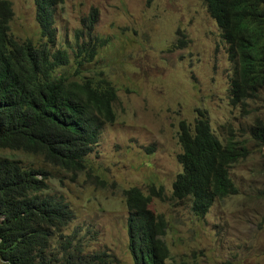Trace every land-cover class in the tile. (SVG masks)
Here are the masks:
<instances>
[{
  "label": "rangeland",
  "instance_id": "obj_1",
  "mask_svg": "<svg viewBox=\"0 0 264 264\" xmlns=\"http://www.w3.org/2000/svg\"><path fill=\"white\" fill-rule=\"evenodd\" d=\"M9 1L14 36L38 41L34 1ZM93 8L95 34L108 41L93 62L79 67L71 47ZM55 25L57 47L71 53L60 71L74 78L77 68L86 76L103 72L118 90L116 119L103 126L85 172L74 175L40 156L0 148V156L50 171L46 193L63 197L74 214L63 233L87 254L109 253V264H134L124 190L137 186L148 194L154 185L156 191L162 187V196L150 208L168 222L169 262L264 264V144L250 141L249 134L256 119L264 120V90L258 102L231 104L236 64L205 2L65 0L56 7ZM180 39L187 41L183 48L175 47ZM198 109L207 111L219 138L250 141L249 155L230 169L239 193L216 200L202 217L190 198L173 197V183L183 171L181 122L192 125Z\"/></svg>",
  "mask_w": 264,
  "mask_h": 264
},
{
  "label": "trees",
  "instance_id": "obj_2",
  "mask_svg": "<svg viewBox=\"0 0 264 264\" xmlns=\"http://www.w3.org/2000/svg\"><path fill=\"white\" fill-rule=\"evenodd\" d=\"M33 1L40 39L21 41L11 31L12 3L0 0V148L40 156L77 175L88 169L103 126L116 119L118 90L103 72L86 76L77 68L74 78L60 71L71 60L68 48L57 47L55 11L65 0ZM203 1L236 64L228 90L231 104L260 101L264 0ZM97 17L93 8L76 31L71 51L79 67L93 62L108 41L95 34ZM186 43L180 39L175 47ZM249 134L250 141L264 144V120L256 119ZM179 138L183 171L173 183V197L190 198L193 212L202 217L216 200L239 193L230 169L249 155L250 141L219 138L202 109L192 125L181 122ZM51 176L43 167L0 156V264H109V253L87 254L81 243L63 233L74 214L63 197L46 193ZM161 188L151 185L148 194L137 186L124 190L134 264H173L164 239L168 222L150 208L153 198L162 196Z\"/></svg>",
  "mask_w": 264,
  "mask_h": 264
}]
</instances>
